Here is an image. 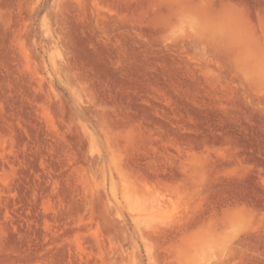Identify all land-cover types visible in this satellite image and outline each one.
<instances>
[{"label":"rangeland","instance_id":"obj_1","mask_svg":"<svg viewBox=\"0 0 264 264\" xmlns=\"http://www.w3.org/2000/svg\"><path fill=\"white\" fill-rule=\"evenodd\" d=\"M0 264H264V0H0Z\"/></svg>","mask_w":264,"mask_h":264}]
</instances>
